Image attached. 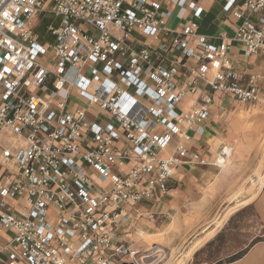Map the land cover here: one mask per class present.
Masks as SVG:
<instances>
[{"label": "built area", "instance_id": "obj_1", "mask_svg": "<svg viewBox=\"0 0 264 264\" xmlns=\"http://www.w3.org/2000/svg\"><path fill=\"white\" fill-rule=\"evenodd\" d=\"M189 3L201 19L202 7ZM224 10L238 20L233 39L246 55L261 53L264 0H225ZM172 13L162 0H0V225L13 234L0 245V264L3 255L15 264H138L127 233L144 202L169 192L190 156V132L210 118L216 95L258 100L257 79L241 83L225 34L213 44L198 21L174 29ZM47 16L51 39L42 41L37 27ZM136 32L158 43L137 48ZM72 90L119 126L69 106Z\"/></svg>", "mask_w": 264, "mask_h": 264}, {"label": "crops", "instance_id": "obj_2", "mask_svg": "<svg viewBox=\"0 0 264 264\" xmlns=\"http://www.w3.org/2000/svg\"><path fill=\"white\" fill-rule=\"evenodd\" d=\"M162 1L165 3L166 8L173 11L169 22L172 28H178L190 20L198 21L199 33L206 35L213 44L221 42L220 35L225 34L231 45L230 57L240 75L241 83L244 85L249 84L250 80L256 77L260 94L258 100L253 103L264 102V50L257 55L248 56L246 55L245 46L233 39L238 20L231 11L224 10L225 0H188L182 6L177 5L179 0ZM189 2H195L202 7L204 13L201 19H196L193 16ZM133 37L137 48H140L144 43L153 45L158 43L157 40H153L151 37L145 38L137 32L134 33ZM162 37L161 34L160 39ZM100 67H102V64ZM84 74L86 77H92L89 68L85 69ZM96 88H98V83L92 81L89 90L95 92ZM66 95L65 92L64 96ZM217 98L223 99L217 103ZM224 98L229 99L227 96L218 93L210 118L206 122L194 126L190 132V156L177 166L174 177L169 181V192L160 200L146 201L141 205V211L144 213L143 217L139 218L135 226L129 229L127 233L128 240L134 241L135 235L143 228L150 231L162 229L165 226L179 225L189 239L193 236L198 237L195 242L203 239V244L193 254V256H200V254L206 255V250L214 241H218V237L222 233L229 236L232 230L241 231L238 234L241 237L240 245L232 254L216 261L204 258L200 260V264H264V184L255 198L247 200L244 206L233 211L222 225L218 226L213 220L217 211L223 209L224 206L227 208L230 204H233L234 200L228 202V197L242 179L247 176L251 167L246 164L252 161L251 153L245 155V159H238L231 166L220 165L217 162L219 156L215 161H212L214 154L213 147L209 144L210 141L214 139L225 141L235 137L231 128L232 120L230 121L233 117L223 112L226 109L225 104L229 103L224 101ZM137 99L146 104L149 103L143 97H137ZM68 105L72 108H85L89 117L91 119L96 118V122L99 124L104 125L109 122L116 127L119 126L117 121L106 113H97L96 110L89 108L86 99L80 95L78 90L69 92ZM190 105L191 101L186 98L181 107L183 110H187ZM215 106L219 108L215 110ZM86 138L82 143L83 146L91 143L90 136L87 135ZM168 153H171V151H168ZM200 158H205L208 162L201 164L199 162ZM2 172L3 167L0 165V175ZM17 203H22V200ZM226 208L223 210H226ZM148 211L154 213L153 218L147 216L146 212ZM188 220L190 221L188 227L191 228L192 232L188 227H185ZM241 220L243 221L240 222ZM234 221L240 223L234 225ZM204 226L206 227L203 229ZM215 228H217V232L212 237L207 238L208 233ZM12 235L11 231L5 230L0 225V245L8 242ZM3 257L4 263L2 264H15L7 259L5 255ZM191 259L186 264H191ZM126 264L131 263L126 262Z\"/></svg>", "mask_w": 264, "mask_h": 264}, {"label": "rangeland", "instance_id": "obj_3", "mask_svg": "<svg viewBox=\"0 0 264 264\" xmlns=\"http://www.w3.org/2000/svg\"><path fill=\"white\" fill-rule=\"evenodd\" d=\"M50 19L47 16L37 27L39 35H42L43 38L49 37V34L46 33L47 28H45L44 22L47 23ZM85 29H87V26H85ZM62 95H65L64 91ZM228 98H224V101H228L229 103L225 104L227 110L224 109L223 112L233 117L230 121L232 120L231 128L235 137L225 141L220 139L210 141L209 144L213 147L214 154L212 161L216 160L223 147L231 148L232 155H230L226 163H223L227 166L235 164L240 158L245 159L246 157L244 156L249 153H251L252 161L246 164L251 167L247 176L242 179L240 184L234 188L232 194L228 197V202L234 200L233 204H230L227 208L224 206L226 210H223V208L214 215L213 220H215L218 226L222 225L224 220L233 211L244 206L247 200L255 198L258 195L260 192L259 186L264 175V102L259 104H242L231 97ZM221 99L223 98H217V103ZM218 108V106H215V110ZM223 214L224 216L222 217ZM189 223V220L186 221L185 227H188ZM233 223L234 225L239 224L237 221ZM188 229L192 232L190 227ZM214 231L216 233L217 228L211 230L206 237H212L215 234H212ZM240 232L232 230L229 236L222 233L218 237V241H214L206 250V255L200 254V256L191 257V264H200V260L204 258L216 261L219 258L229 256L240 245L241 237L238 235ZM197 238L193 236L189 239L188 235L184 234L183 229L179 225L165 226L162 229L150 231L143 228L138 231L133 241L134 247L140 250V258L142 257V259L137 258V262L138 264L140 262L141 264H183L187 256L203 244V239L195 242Z\"/></svg>", "mask_w": 264, "mask_h": 264}, {"label": "snow or ice", "instance_id": "obj_4", "mask_svg": "<svg viewBox=\"0 0 264 264\" xmlns=\"http://www.w3.org/2000/svg\"><path fill=\"white\" fill-rule=\"evenodd\" d=\"M193 8H195V5H193ZM3 15H4L5 17H7V16L9 15V13H8V12H4ZM95 58H96V57H94V56L92 57V59H95ZM7 71H10V69H8ZM205 71H206V70H205ZM159 95H160L161 97H164V96H165L164 91L161 90V91L159 92ZM172 99H173L172 96H168V97H166V99L163 100V103H162L161 107L167 109V107H168V101H169V100H172ZM134 103H136L135 100H130V101H129V104H134ZM127 107H128V105L125 106L126 109H127ZM173 131H174V132H178V131H180V129L174 128ZM112 135L115 136L116 133L113 132ZM136 151L139 152L140 149H136ZM96 167L99 168L100 166L97 165ZM101 171H103V169H101ZM115 179H116V178L113 177V180H115ZM3 194L6 195L7 193L5 192V193H3ZM89 211H91V209H89ZM40 231L42 232L43 229L41 228Z\"/></svg>", "mask_w": 264, "mask_h": 264}, {"label": "bare ground", "instance_id": "obj_5", "mask_svg": "<svg viewBox=\"0 0 264 264\" xmlns=\"http://www.w3.org/2000/svg\"><path fill=\"white\" fill-rule=\"evenodd\" d=\"M231 149V148H230ZM229 148H227L226 150H228L229 152H230V155H232L231 154V150H230ZM221 165V164H220ZM263 179H264V175H263ZM261 180V184H260V186H259V190H261L262 188H263V184H264V180ZM215 233V231L212 233V234H214ZM197 250V249H196ZM196 250H193L188 256H187V259L183 262V264H186V262L188 261V260H190V258L193 256V254H194V252L196 251ZM140 259H142V257L140 258ZM140 264H141V262H140Z\"/></svg>", "mask_w": 264, "mask_h": 264}, {"label": "trees", "instance_id": "obj_6", "mask_svg": "<svg viewBox=\"0 0 264 264\" xmlns=\"http://www.w3.org/2000/svg\"><path fill=\"white\" fill-rule=\"evenodd\" d=\"M44 21H46V20H44ZM48 23L49 22H44V26H45V28L47 27V25H48ZM39 32V31H38ZM40 39L42 40V41H46L45 39H47V38H43V36L42 35H40ZM48 39H51L50 37H48Z\"/></svg>", "mask_w": 264, "mask_h": 264}]
</instances>
